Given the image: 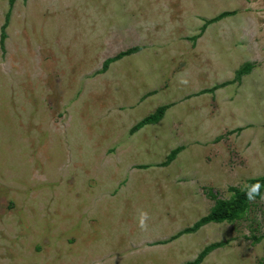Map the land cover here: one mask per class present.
<instances>
[{
	"label": "rangeland",
	"instance_id": "374dc122",
	"mask_svg": "<svg viewBox=\"0 0 264 264\" xmlns=\"http://www.w3.org/2000/svg\"><path fill=\"white\" fill-rule=\"evenodd\" d=\"M1 31L0 264H264L260 197L186 231L264 175V0H0Z\"/></svg>",
	"mask_w": 264,
	"mask_h": 264
},
{
	"label": "trees",
	"instance_id": "16d2710c",
	"mask_svg": "<svg viewBox=\"0 0 264 264\" xmlns=\"http://www.w3.org/2000/svg\"><path fill=\"white\" fill-rule=\"evenodd\" d=\"M13 0H7V5L10 6L11 2ZM229 13L228 12H221L215 17H213L210 20L204 21L200 29L204 26V23L207 21H216L218 19H221L224 16H227ZM3 27V26H2ZM2 29V28H1ZM4 38V33L3 31L0 32V41ZM131 49H127L123 52L117 53L115 56H112L110 58H106L102 61V66L105 65L108 61L120 57L121 55L128 53ZM247 66L244 65L241 68H239L236 73L240 74L241 72L246 71ZM163 111V107L157 108L152 114L150 115H145L141 117L134 125L133 129H137L138 126H140L143 123H152L154 122L159 115H161ZM176 149L170 151V153L167 155L166 160H170L172 156L174 155ZM259 182L262 185H264V175H254L251 178H247L244 181V185L241 188H235V187H227V190L230 192V195L228 198L222 199V198H214L212 206L210 207L209 211L205 215L199 216L196 221L190 226V228L186 229V231H193L195 230L198 226H201L202 224H207L210 222L213 223H220V222H231L236 219H238L243 212L245 211L247 205H248V200L245 197V192L242 189H245L246 185H250L253 183ZM264 191V187L261 188V193ZM253 239L257 240V237H254ZM218 244H210L205 246L203 249H201L194 260L195 262L199 260L201 257H203L210 249L217 247Z\"/></svg>",
	"mask_w": 264,
	"mask_h": 264
},
{
	"label": "clouds",
	"instance_id": "9594fccd",
	"mask_svg": "<svg viewBox=\"0 0 264 264\" xmlns=\"http://www.w3.org/2000/svg\"><path fill=\"white\" fill-rule=\"evenodd\" d=\"M264 187L259 182L246 185L245 189H242L245 192V197L249 202H255L257 197H260L261 200H264V194L261 193V188ZM148 219V214L146 212H141L138 219V227L142 230L147 227L146 221Z\"/></svg>",
	"mask_w": 264,
	"mask_h": 264
}]
</instances>
